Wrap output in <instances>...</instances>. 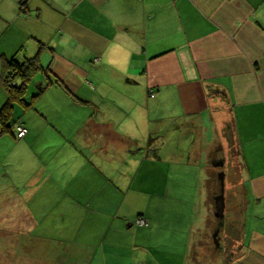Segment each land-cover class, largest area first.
<instances>
[{
    "label": "crops",
    "instance_id": "crops-1",
    "mask_svg": "<svg viewBox=\"0 0 264 264\" xmlns=\"http://www.w3.org/2000/svg\"><path fill=\"white\" fill-rule=\"evenodd\" d=\"M35 56L44 70L16 117L28 130L15 142L23 171L13 195L0 193V218L8 212L15 239L30 242L13 261L0 247V264L203 262L192 226L181 253L182 230L160 199L171 127L200 142L210 132L209 152L226 129L245 211L222 264H264V0H0V109L6 63ZM140 195L150 196L143 205Z\"/></svg>",
    "mask_w": 264,
    "mask_h": 264
},
{
    "label": "rangeland",
    "instance_id": "rangeland-1",
    "mask_svg": "<svg viewBox=\"0 0 264 264\" xmlns=\"http://www.w3.org/2000/svg\"><path fill=\"white\" fill-rule=\"evenodd\" d=\"M28 86V92L25 94L27 96H24L26 102H29L28 100L32 99L31 96L34 94H29V90L32 88L31 82ZM6 100L7 99H5V102ZM22 110H25L22 104L15 103L13 105V116L7 124L10 126V131H5L0 135V193L6 192L13 195L15 192L14 190H17V188L15 183L10 179H12L15 172L23 171L21 167L18 168L17 166L18 160L16 159V155L20 156V150L16 144L15 129L16 119L22 118L20 116ZM15 112L17 113L16 116L14 115ZM227 122L228 121L225 123ZM186 129L188 130L189 126H187ZM189 131L190 130L184 132L183 129L174 127H171L170 130H166L165 138L167 143L164 148V156L168 161H161L159 163L160 172L166 177V182H164V196L160 199L165 200L163 206L166 208L165 213L167 212V215H169V221L174 225L180 226L182 230L181 236L183 238L181 241L185 245L181 246V253L184 254L187 248V235L192 226L193 249L190 248L189 252L193 250V252H195L194 257L197 260L203 258V262H200V264H222V257H232L241 243V225L243 220L242 216L245 211V203L243 198L244 190L241 184L238 183V178H242L243 182L244 175L239 170L240 165L238 164L239 161L235 152L234 141L232 145L228 138H225L227 136L226 129L222 131L219 130V137L221 139L224 138L223 146L222 144L217 146V143H215L210 152V148H206L205 146V143L208 142L207 138L211 137L210 132L204 135V142H200L201 134L190 133ZM171 134L180 137L179 142H177L178 139H176V152L174 150L175 146L169 145V135ZM149 141H151L149 146L154 147L152 144H156V138L152 136ZM132 149L135 152L146 150L145 148L138 149L137 147ZM178 153L181 154L180 158ZM216 161L224 163V165L222 167L213 168L211 164L214 162V166L217 165ZM156 170H158V166ZM27 172L28 165L26 167V173ZM164 176L163 179H165ZM208 178L210 179L209 182ZM148 189L144 194H149ZM221 194L224 195L225 203L222 216H220L215 209V199ZM142 195H140V202L137 203L138 205H143L150 197ZM2 198L3 197L0 196V200H3ZM12 198L6 199L12 200ZM246 199L245 196V201ZM208 204L212 208V216L207 221ZM6 210L8 211V208ZM178 211L182 213L179 217ZM10 215L13 216L12 212ZM172 215L173 217H171ZM5 216H9L8 212H6ZM5 218H0V225L4 220L6 221V227H9L4 231L6 234L2 231L4 227H0V241L4 240V245L0 246L1 249L4 248L2 252L5 253L6 250H11L12 253L7 255L9 258H14L15 255L13 251L18 254L23 252L21 255L25 254L26 250L23 245L29 246L30 240L26 241L24 235L22 239L16 236L20 241V243H18L14 237V229L12 227L16 219L13 220V217ZM206 221L209 227L205 230ZM137 241H139V243L141 242L139 238H137ZM176 243H178V239ZM164 247L166 252H170L172 246L165 245ZM13 258H11L10 261H13ZM189 264L191 263L189 262Z\"/></svg>",
    "mask_w": 264,
    "mask_h": 264
},
{
    "label": "trees",
    "instance_id": "trees-1",
    "mask_svg": "<svg viewBox=\"0 0 264 264\" xmlns=\"http://www.w3.org/2000/svg\"><path fill=\"white\" fill-rule=\"evenodd\" d=\"M43 70L44 69L40 64L39 59L36 56L32 58H27L23 62H18L14 58H12L6 63L5 70H3L2 72L1 79L7 91V101L0 109V127H1L0 135L3 134L5 131H10V126L7 124L13 116V105L15 103H20L23 105V107H25V109L30 105V103L26 102V99H24L25 98L24 96L27 91L28 83L31 81L33 76H35L36 74L40 73ZM42 90L43 88L38 89V93ZM17 121H16V126L20 124L24 125L23 122L20 121L17 122ZM139 217L142 218L141 216H138L136 217V219ZM140 226H145V225H140Z\"/></svg>",
    "mask_w": 264,
    "mask_h": 264
},
{
    "label": "built area",
    "instance_id": "built-area-1",
    "mask_svg": "<svg viewBox=\"0 0 264 264\" xmlns=\"http://www.w3.org/2000/svg\"><path fill=\"white\" fill-rule=\"evenodd\" d=\"M27 134V128L24 125H17L16 126V137L17 139H20L22 137H24ZM135 223L137 225H146V220L144 218H137L135 220Z\"/></svg>",
    "mask_w": 264,
    "mask_h": 264
},
{
    "label": "water",
    "instance_id": "water-1",
    "mask_svg": "<svg viewBox=\"0 0 264 264\" xmlns=\"http://www.w3.org/2000/svg\"><path fill=\"white\" fill-rule=\"evenodd\" d=\"M224 207V195L221 194L215 199V209L220 216L224 213Z\"/></svg>",
    "mask_w": 264,
    "mask_h": 264
}]
</instances>
